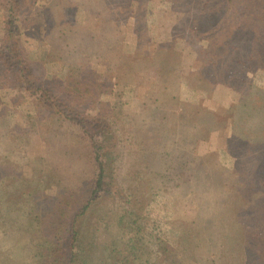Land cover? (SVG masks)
<instances>
[{"label":"rangeland","instance_id":"rangeland-1","mask_svg":"<svg viewBox=\"0 0 264 264\" xmlns=\"http://www.w3.org/2000/svg\"><path fill=\"white\" fill-rule=\"evenodd\" d=\"M17 18L44 89L81 76L86 122L119 112L105 178L120 193L75 220L68 247L96 264H264V0H21ZM4 77L0 264H42L56 212L90 196L95 156Z\"/></svg>","mask_w":264,"mask_h":264},{"label":"trees","instance_id":"trees-1","mask_svg":"<svg viewBox=\"0 0 264 264\" xmlns=\"http://www.w3.org/2000/svg\"><path fill=\"white\" fill-rule=\"evenodd\" d=\"M20 1L21 0H8L7 2V12L5 16L4 30L5 36L3 37L2 45L0 48V65L4 72V79L8 83L12 81L18 85L23 90L30 92L33 95H36L42 105L41 107L48 111L52 116H57L58 118L69 122L82 131V136L85 140L89 142L88 150L90 151V146L94 154V166H96L97 174L94 182L91 185V192L89 198H84L87 201L83 202L82 209H79L78 212H71L69 208L74 207L76 202H69L68 208L60 212H56L58 220L52 223L51 230L52 232L57 231L55 236L54 243L50 248H46L43 257L42 264H96L94 260H89L87 257L83 256L82 250L75 249V245L69 246L70 240L73 238V242L77 240L75 236L77 235L72 231L71 227H75V220L84 215L92 206L97 199H100L103 195H107L112 200L117 198L116 194L120 193L119 187L113 188V178L107 176L108 171L111 166L109 162L112 158V155L115 156V153L120 151L121 143L118 140L119 133L117 130L114 134H111L109 137V132L112 131L109 122L115 121L119 112L116 113L114 110L108 113H99L96 115L95 119L98 125H93L92 121L88 119L86 122L85 117L82 115V106H79L78 103L74 101V98L78 95L83 94L84 92L90 94L89 85L90 83L84 84L80 81L82 78L75 76L73 86L69 87L68 85L60 86L59 89H49L43 88L42 79L32 71L30 64L27 62V55L25 51L21 48L20 38L16 34L17 31L22 30L21 21H18V14L20 11ZM18 24V25H17ZM18 37H17V36ZM74 73V71H72ZM74 76V75H72ZM112 115V116H110ZM76 116V118H74ZM94 126L95 129L90 128ZM111 126H113L111 124ZM115 131V130H113ZM138 138L139 142H142L143 137ZM114 142L112 146L110 143ZM86 147H84V150ZM107 158V161L99 162L100 158ZM188 157H181V161H184ZM100 163V164H99ZM113 179V180H112ZM70 198L74 193L68 192ZM67 211V212H66ZM135 213H138L134 211ZM67 221H70L67 223ZM70 223V225H68ZM65 228V232L64 229ZM64 233V234H63ZM71 235V236H70ZM62 237V238H61ZM71 249V252H69ZM69 252V253H68ZM68 253V254H67ZM84 258V261H82ZM96 259V258H95Z\"/></svg>","mask_w":264,"mask_h":264}]
</instances>
